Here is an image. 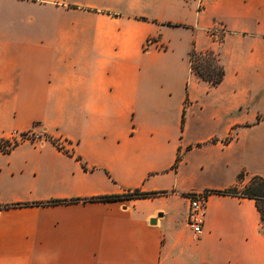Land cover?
I'll return each instance as SVG.
<instances>
[{"label":"crops","instance_id":"0c3cea01","mask_svg":"<svg viewBox=\"0 0 264 264\" xmlns=\"http://www.w3.org/2000/svg\"><path fill=\"white\" fill-rule=\"evenodd\" d=\"M10 1L41 15L0 19V136L45 138L0 152V264H264L252 198L212 191L185 222L187 192L264 178V0ZM134 190L164 193L89 200Z\"/></svg>","mask_w":264,"mask_h":264},{"label":"trees","instance_id":"16d2710c","mask_svg":"<svg viewBox=\"0 0 264 264\" xmlns=\"http://www.w3.org/2000/svg\"><path fill=\"white\" fill-rule=\"evenodd\" d=\"M167 25H177L172 24L170 22H166ZM210 55L211 59L213 60V64H209L208 66H205V70H202L200 65L196 64V61H194L195 57L204 56V55ZM188 58L190 61V66L192 71L199 75L204 80L208 81L210 84L214 85L221 81L224 69L222 64L219 62L217 56L210 50H207L205 52H198L195 50L194 46L191 45L189 51H188ZM184 111L181 115V120H183ZM178 161V158H176L173 167L175 168L176 163ZM240 177V176H239ZM211 192L216 193H222V194H230V195H237V196H245L252 198L255 201V205L260 213V218L262 225L264 227V178L259 175H254L250 178V180L242 187V188H227L224 190H210ZM164 193V191L159 192H141L138 190H134L132 192L118 195V194H111V195H99L89 198V200H118L124 197H147V196H153L156 194ZM52 202H58V201H52Z\"/></svg>","mask_w":264,"mask_h":264},{"label":"built area","instance_id":"2783aa9c","mask_svg":"<svg viewBox=\"0 0 264 264\" xmlns=\"http://www.w3.org/2000/svg\"><path fill=\"white\" fill-rule=\"evenodd\" d=\"M155 43L156 40L153 37H149L146 40V45ZM158 46L162 47V45L159 44ZM44 138L45 136L41 132L36 131L33 127L25 131H18L13 129L0 136V152L9 150L18 142H38ZM53 141L58 146H61V143L64 140L53 139ZM210 193V190L199 189L191 190L185 194L186 200L188 202L185 222L187 228L190 230L193 236H199L202 233L204 217L206 213L207 198Z\"/></svg>","mask_w":264,"mask_h":264},{"label":"rangeland","instance_id":"374dc122","mask_svg":"<svg viewBox=\"0 0 264 264\" xmlns=\"http://www.w3.org/2000/svg\"><path fill=\"white\" fill-rule=\"evenodd\" d=\"M3 11L1 13L0 19L3 22V30L5 33L18 34L26 29V21H28L31 14L32 17L36 18L41 15V13H36V8H29L28 6L21 5L20 3H15L10 0H3ZM222 33L218 34V38H221ZM197 65H200L202 70H205V66L213 64V60L210 55H202L194 58Z\"/></svg>","mask_w":264,"mask_h":264}]
</instances>
